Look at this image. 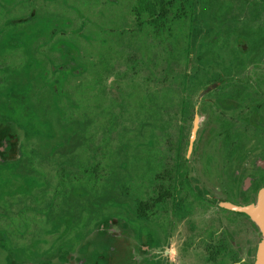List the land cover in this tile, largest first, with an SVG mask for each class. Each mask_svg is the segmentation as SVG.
Returning a JSON list of instances; mask_svg holds the SVG:
<instances>
[{"label":"flooded vegetation","instance_id":"flooded-vegetation-1","mask_svg":"<svg viewBox=\"0 0 264 264\" xmlns=\"http://www.w3.org/2000/svg\"><path fill=\"white\" fill-rule=\"evenodd\" d=\"M55 1L0 0V264H264V0ZM125 84L132 211L65 205L56 221L72 159L32 156L39 137L80 111L102 160L105 101Z\"/></svg>","mask_w":264,"mask_h":264},{"label":"trees","instance_id":"trees-1","mask_svg":"<svg viewBox=\"0 0 264 264\" xmlns=\"http://www.w3.org/2000/svg\"><path fill=\"white\" fill-rule=\"evenodd\" d=\"M189 39V37H188ZM206 46L201 43L200 60L207 61L209 59V52ZM142 60H147L144 55L141 57ZM130 65L124 74L121 75L123 78L130 76ZM203 69V68H202ZM146 72L151 70L145 68ZM172 72V73H171ZM174 69H170V75H181L180 73H174ZM174 73V74H173ZM153 76V74L151 73ZM187 75L188 74H182ZM197 76H208L204 73H195ZM127 85L126 89L119 94V98L108 97L105 103L104 114L102 116L103 123V141L104 146L107 148L113 137H117L118 145L116 152H108L111 155L110 161L104 162L103 159L96 160L97 145L94 146L95 132L97 129V120L92 117H85L80 111L77 113L70 112L68 115L58 114L55 119H52V126L55 129H50L47 133L40 136V140L46 141L47 145L43 147L39 145V148L33 150L32 156L39 157H53L57 156L61 159L59 166H65L66 158H71L72 165V176L66 175V171L62 170L61 180L58 181L57 189L62 190V194L57 193V197H60L61 201L58 205L60 211L57 214H67L64 210L65 205H70L71 214L74 219L83 214L93 215L96 206L101 208L102 204H110L116 199V191H120L119 184L126 183L127 179L117 177V168H122L121 162L116 160L118 156V150L122 146H126L131 139L126 137L130 131L129 126L133 125L134 116L131 115L130 110L132 106V92L130 91V84ZM129 85V86H128ZM112 90L110 91V93ZM113 93V92H112ZM111 93V94H112ZM75 105V104H73ZM141 121L140 126L143 127L145 118H139ZM93 129L88 132L87 129ZM97 131V130H96ZM51 132V133H50ZM46 136V137H45ZM124 137V140L122 139ZM50 142H56L55 144H49ZM89 147V148H88ZM86 151H93L95 154L92 156L94 165L88 164L86 159ZM63 159V160H62ZM110 167V171L107 170ZM112 168V169H111ZM103 171V176H101ZM107 172L110 175H107ZM69 184V185H68ZM69 186L70 193L65 195V188ZM69 199V201H68ZM49 201L47 202V204ZM98 210V209H97ZM139 215H144L145 204L140 203L138 205Z\"/></svg>","mask_w":264,"mask_h":264},{"label":"rangeland","instance_id":"rangeland-1","mask_svg":"<svg viewBox=\"0 0 264 264\" xmlns=\"http://www.w3.org/2000/svg\"><path fill=\"white\" fill-rule=\"evenodd\" d=\"M57 1V2H56ZM55 1V7L56 9L60 8V7H64V9L67 11V12H70L72 11L74 8H76L75 6V3L77 2V0H56ZM123 9V8H122ZM121 11V8L119 9L118 8V13L120 15V18L122 19V12ZM139 81H141L142 79L138 78ZM100 123H103V119H100ZM93 129H90L89 132H91ZM97 130V129H96ZM95 132H91V133H94L95 134V142H94V146L97 145L100 143V133H98V130ZM129 131V130H128ZM35 137V136H34ZM126 137H129V134L126 136ZM114 139H111V142L108 144L107 148H105L104 144H103V147L101 148V152L104 150V154H103V161L104 162H107L110 161V156L108 152H112V154H114L116 152V147L118 145V140H116V136L113 137ZM124 140V137L122 138ZM32 141L35 140L34 138L31 139ZM99 142V143H98ZM98 147H101V145H99ZM137 145H135L134 143L133 144H130L128 143L126 146H122L121 150L124 152V153H129V151H133L135 152L137 150ZM89 148V147H88ZM95 153L93 151L89 152V151H86L85 153V156L87 158V161L89 162L88 164L90 165H94L95 162H93V158L92 156L94 155ZM101 159L100 158V154L97 153L96 155V160H99ZM116 160H118L119 162H125V167H123L122 169L119 167L117 168V173H120V176L124 178V176H127L129 177V173H130V164H129V161L130 160L128 157L125 158L122 156V154L119 152L118 156L116 157ZM144 164V160L143 159H139L138 162H137V165L138 166H142ZM135 169H138L137 166L134 167ZM112 169V168H111ZM107 170L110 171V167H107ZM109 172H107L108 174ZM52 174V172H50V175ZM101 174H104L103 171H101ZM126 179V178H124ZM120 188L119 190L120 191H116V199L114 200V202H111L110 204H102L103 206L100 208V210H102V212L108 214V215H117L120 217V219L122 218H125V214L124 212H127L129 213L130 211H132V207H133V204H134V198H136V195H135V191H134V185L133 184H130V181L129 179H127L126 183H120L119 184ZM117 205V206H116ZM116 206V207H115ZM120 206V207H118ZM65 217V216H64ZM60 214H56V221H58L60 219ZM70 218V217H69ZM54 225H55V222H52ZM53 225V226H54ZM1 252V250H0Z\"/></svg>","mask_w":264,"mask_h":264},{"label":"water","instance_id":"water-1","mask_svg":"<svg viewBox=\"0 0 264 264\" xmlns=\"http://www.w3.org/2000/svg\"><path fill=\"white\" fill-rule=\"evenodd\" d=\"M203 94V93H202ZM199 122H200V119L198 117L195 118V121H194V125H193V128H192V131H191V136H190V147L195 139V136H196V132L198 130V128L200 127L199 125ZM227 207L229 209H232V210H237V211H245L246 209L242 208L240 209L239 207H234V206H231V205H227ZM259 224H262L263 223V219L261 218H254Z\"/></svg>","mask_w":264,"mask_h":264}]
</instances>
